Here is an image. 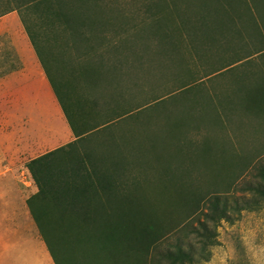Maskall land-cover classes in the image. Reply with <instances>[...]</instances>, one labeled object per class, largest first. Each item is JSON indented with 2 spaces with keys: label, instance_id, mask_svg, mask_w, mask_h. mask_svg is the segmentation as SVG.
<instances>
[{
  "label": "trees",
  "instance_id": "obj_1",
  "mask_svg": "<svg viewBox=\"0 0 264 264\" xmlns=\"http://www.w3.org/2000/svg\"><path fill=\"white\" fill-rule=\"evenodd\" d=\"M3 1L8 9L0 16L18 13L73 137L25 165L36 187L26 200L27 208L54 264L207 262L218 224L264 203L263 164L255 167L253 181L244 183L239 196L230 195L229 188L196 191L186 182L188 169H179L192 165L194 157L207 162L216 149L210 138H203L192 153L186 136L192 123L220 127L219 111L242 102L206 85L219 79L231 62L211 70L209 66L206 75L217 74L207 81L186 65L183 76L174 72L175 88L162 89L164 72L175 67L174 59L178 65L189 62V57L175 53L171 40L158 42L161 36L170 38L161 30L162 19L172 22L165 12L166 0L151 2L147 28L142 20L133 21L118 0ZM199 1L205 13L220 15L224 22L236 12L240 21L253 19V13H259L261 21L264 17V0ZM214 20L218 21L216 16ZM223 31L216 29L219 34ZM108 37L115 40L110 44L114 52L110 65L101 59L90 62L110 74L104 84L89 82L90 94H72L56 73L66 87L65 102L52 83L48 63L59 68L65 64L50 52V45L87 57L95 51L91 39L103 46ZM148 39L155 41V50ZM193 49L200 61H220L213 58L206 41H195ZM79 67L70 72L75 75ZM232 79L237 92V77ZM124 81L132 99L127 107ZM155 84L159 91H149L146 100L141 99L144 89ZM171 236L176 237L173 249H160Z\"/></svg>",
  "mask_w": 264,
  "mask_h": 264
},
{
  "label": "rangeland",
  "instance_id": "obj_2",
  "mask_svg": "<svg viewBox=\"0 0 264 264\" xmlns=\"http://www.w3.org/2000/svg\"><path fill=\"white\" fill-rule=\"evenodd\" d=\"M152 1L156 0H118L117 2L130 14L133 21L142 20L147 28L149 22L146 11ZM166 2L168 9H165V12L171 14L172 22L162 19L161 30L167 31L170 38L161 36L158 42L165 43L171 40L175 53L189 57V62L178 65L179 62L175 61V58L173 63L175 67L164 72L162 80L166 82V85L162 89L175 88L177 82H174L176 80L174 72L180 71L179 76H183L186 65L193 74H199L208 70L209 66L211 70L214 66L249 57L241 65L223 73L219 79L206 83L218 94L227 93L231 97L236 95L237 98L239 97L238 101L242 99V102H238L236 108L219 111L222 118L220 127H213L208 123L204 125L192 123V129L186 131V136L192 142V153L196 151L195 148H198L203 138H210L216 149L205 163L199 157L198 159L194 157L192 165L186 164L179 167L180 170L185 167L188 169L186 182L196 191L207 192L214 189L224 191L229 188L230 195L239 196L242 194L241 189L244 183L253 181L255 167L264 165V17L261 21L259 13L257 16L253 13V19L248 16L246 21L243 19L240 21L236 12L224 22L223 19L220 20V15L205 13L207 9L199 0H166ZM7 9L5 2L0 0V14ZM201 15L207 17L198 21L197 17ZM215 16L218 21L214 20ZM224 17V15L221 16V18ZM229 20H231L229 23H245L246 28L235 31L229 28L221 34L216 32V29H219L218 26L224 25ZM243 32L254 40L243 42L240 37V33L242 36ZM227 33L228 40L224 36ZM231 33L234 34L233 37ZM200 39L206 41V46L214 56L213 58L219 57L220 61L214 63L208 59L200 61L196 58L197 53L195 56L193 45ZM114 41L108 37L103 46H99V41L91 39L89 45H92L95 51L87 57L79 56L74 49H61L56 44L50 45V52L59 62L65 64L59 68V64L48 63L52 83L65 102H67L66 87L72 94L78 92L88 95L92 92L89 82L96 80L104 84L106 76L109 77L110 73L93 62L101 59L110 65L114 55L110 44ZM61 42L65 43V40L62 39ZM148 44L152 45L150 48L152 51L155 50L153 39H148ZM79 50L82 52L83 47ZM260 51L263 52L254 56ZM79 65L81 67L77 68V73L72 74L70 72L72 68ZM56 73L62 76L65 88L58 80ZM233 74H241L236 85L237 92L233 88L230 90L229 87L230 76ZM121 87L125 90L123 105L127 107L132 100L131 94L127 91V82L124 81ZM253 89H257L260 94L256 95L250 91ZM223 90L226 93H223ZM144 91L146 94L142 93L141 99L145 101L150 92L159 90L155 84L152 87L147 86ZM251 95H254L253 98ZM27 114H30V118L27 116L24 119L26 122L22 125L0 126V135H4L8 152L13 151L21 154L25 159H31L73 139L55 96L53 103L47 102L44 107L36 111H27ZM9 146L12 148H8ZM216 235V244L209 249V260L201 264H264V203L258 210L241 211L233 214L231 221H221L217 226ZM175 243L176 237L171 236L161 244L160 249H173Z\"/></svg>",
  "mask_w": 264,
  "mask_h": 264
},
{
  "label": "crops",
  "instance_id": "obj_3",
  "mask_svg": "<svg viewBox=\"0 0 264 264\" xmlns=\"http://www.w3.org/2000/svg\"><path fill=\"white\" fill-rule=\"evenodd\" d=\"M220 26L218 28L224 31L246 28L241 22ZM224 36L229 39L228 33ZM240 37L245 43L254 40L244 32ZM248 58L231 62L220 72H228ZM207 71L200 73L204 81L217 74L207 76ZM235 77L239 81L241 74L230 76V90L234 88L232 78ZM54 96L18 13L11 11L0 16V126L24 124V119L30 118L27 111H36L47 102L53 103ZM29 160L19 153L8 152L4 135H0V264H54L26 204L36 192L25 166Z\"/></svg>",
  "mask_w": 264,
  "mask_h": 264
}]
</instances>
